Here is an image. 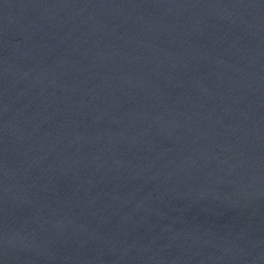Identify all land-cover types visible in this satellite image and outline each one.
<instances>
[{"label":"water","instance_id":"95a60500","mask_svg":"<svg viewBox=\"0 0 264 264\" xmlns=\"http://www.w3.org/2000/svg\"><path fill=\"white\" fill-rule=\"evenodd\" d=\"M0 264H264V0H0Z\"/></svg>","mask_w":264,"mask_h":264}]
</instances>
